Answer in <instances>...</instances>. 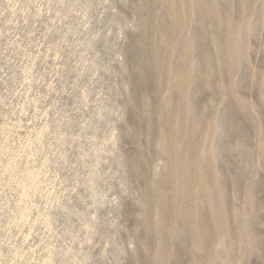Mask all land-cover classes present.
Returning <instances> with one entry per match:
<instances>
[{
	"label": "rangeland",
	"instance_id": "obj_1",
	"mask_svg": "<svg viewBox=\"0 0 264 264\" xmlns=\"http://www.w3.org/2000/svg\"><path fill=\"white\" fill-rule=\"evenodd\" d=\"M0 264H264V0H0Z\"/></svg>",
	"mask_w": 264,
	"mask_h": 264
},
{
	"label": "bare ground",
	"instance_id": "obj_2",
	"mask_svg": "<svg viewBox=\"0 0 264 264\" xmlns=\"http://www.w3.org/2000/svg\"><path fill=\"white\" fill-rule=\"evenodd\" d=\"M230 123V120H228V124Z\"/></svg>",
	"mask_w": 264,
	"mask_h": 264
}]
</instances>
